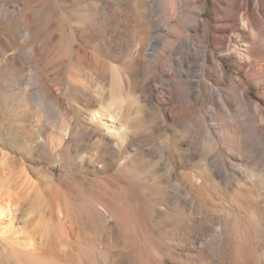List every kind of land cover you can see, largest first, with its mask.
I'll use <instances>...</instances> for the list:
<instances>
[{
  "label": "rangeland",
  "instance_id": "obj_1",
  "mask_svg": "<svg viewBox=\"0 0 264 264\" xmlns=\"http://www.w3.org/2000/svg\"><path fill=\"white\" fill-rule=\"evenodd\" d=\"M201 1L0 0V264H264V18L205 62Z\"/></svg>",
  "mask_w": 264,
  "mask_h": 264
},
{
  "label": "bare ground",
  "instance_id": "obj_2",
  "mask_svg": "<svg viewBox=\"0 0 264 264\" xmlns=\"http://www.w3.org/2000/svg\"><path fill=\"white\" fill-rule=\"evenodd\" d=\"M235 2L237 4L234 7V16L230 19H225L222 16H219L220 14L222 15V12L216 10L215 7L212 10L213 23L216 24L213 28L214 34L212 35L213 37L212 42L217 46L216 49L222 50L226 48L225 46L226 43L227 45H229V43L231 42L230 33L233 31H235V35H234L235 38L244 37V35L246 34L245 31H240V29H238L240 26V21L244 22L247 29L249 30L248 34H250L253 38H255V35L258 36V34H260L261 32V29L257 28L255 34V31L253 30V26H254L253 24H255V22H259L260 24H263L264 0H235ZM176 3L177 0H173V9L175 8ZM201 3H202L201 6L194 13L195 16L192 18V20H194L195 23H193L192 21H187L186 25L190 28V31H192L196 36H199V34H201L204 37L203 43L207 48L210 41V34L206 29L207 21L203 19V16L206 12V2L205 0H202ZM212 3L215 6V3L214 2ZM169 19L170 18L168 17V20ZM222 21L224 23L223 25H220ZM156 27H158L157 24ZM254 46L255 43L252 41L248 46V51L253 52ZM206 51L207 52L204 56L205 58L204 61L209 62V58H210L209 48H207ZM183 54H184L183 57H181L180 62L178 63H180L183 67L189 66V68H191V66H193L192 64L194 63L193 62L194 57L188 52H184ZM250 56L253 62H256L254 56L252 54ZM213 59L216 70L218 72L225 74L226 76L227 67L220 60H218V57L215 56L214 54H213ZM193 85H195V83H193ZM202 88L203 86L199 85L198 90H194L193 95L190 98H193V96L196 94H201ZM102 117H103L102 114L100 115V117L98 116V120H103Z\"/></svg>",
  "mask_w": 264,
  "mask_h": 264
}]
</instances>
